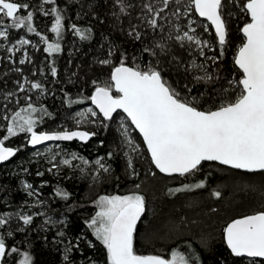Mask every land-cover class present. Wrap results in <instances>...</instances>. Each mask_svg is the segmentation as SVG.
<instances>
[{"label": "trees", "instance_id": "trees-1", "mask_svg": "<svg viewBox=\"0 0 264 264\" xmlns=\"http://www.w3.org/2000/svg\"><path fill=\"white\" fill-rule=\"evenodd\" d=\"M16 2L29 5L27 11L33 12L32 27L35 31L28 32L26 27L8 30L13 33L24 32L28 39L43 38V42L35 51L32 49L29 51L30 64L21 66L27 75V87L33 93L31 101L25 102L20 99L18 101L20 103H15L14 98H9L11 102L5 106L6 102L2 103L0 96V117L4 115L9 117V121L0 118V138L6 135V125L10 122L11 116L22 108H27L29 103L37 108L46 109L48 113L42 120L39 119L40 114H36L39 121L36 131L41 129L46 130L44 132H53L64 128L74 130L77 127L68 120L69 116L90 106V97L95 88L102 84H110L111 70L122 63L141 71L150 68L159 71L167 85L179 93L180 99L192 102L199 110L211 111L220 105L233 102L242 91L238 83L242 74L234 65V58L244 41L240 30L249 21V17L240 7L243 0H224L221 11L226 27V44L222 56L212 28L196 16L190 0H169L167 6L163 4V0H55V3H45L42 7V0ZM53 7L63 17L62 37H57L51 31L54 16L45 14ZM26 14L24 9L20 10L19 15ZM153 19L156 21L155 27L149 23ZM189 20L195 21L191 23L195 28V31H192L194 37L207 41L209 47L197 45L186 38L178 39L181 31L189 28ZM4 22L5 26L10 23L6 18ZM73 25L87 38L81 39L74 31ZM45 41L59 43L60 52L49 55L45 51L47 47ZM207 57H214L215 60ZM52 67L56 68L55 76L51 73ZM206 74L209 78H205ZM20 76L21 74L16 72L9 73L0 80V87H16L14 84L20 80ZM32 83L40 84L41 89L32 88ZM101 121L104 125L91 130L95 135L88 143L65 144L89 160L102 156L110 165L112 172L110 177H105V182L100 187L101 193L109 189L115 193L123 189L127 182H136L143 168L145 166L152 168V164L141 138L134 132L142 147L143 158L134 161L135 177L129 180L119 152L120 144L115 134V121L114 119ZM24 136L25 134L21 133L4 142L18 151L11 161L0 166V215L23 207L27 197L22 189V180H26L46 197L47 212L56 217L61 216L65 223L54 230L51 226L43 225L32 218V222L22 231L10 224L13 238L5 241L7 249L11 241L15 240L18 250L31 257V264H67L64 261L61 242L70 241L75 244L69 249V257L73 264H85L90 260L109 264L107 250L95 238L94 230L88 227V223L96 216L97 208L93 198L87 199L84 196V179L74 174L68 179L57 175L51 176L44 169L41 177H35L36 164L30 163L27 151L31 149L27 146V140L24 141ZM212 163L215 162L203 163L199 171L184 177L190 180L204 178L202 179L205 180L204 187L193 194L196 198H205L209 188L221 180L215 173L204 169ZM25 168L28 169L27 173L22 171ZM233 171L248 176L258 174ZM260 174L264 180V174ZM58 190L67 193V199L58 196L56 194ZM219 193L220 198L216 201L218 203L214 211L204 205V211L210 215L202 213L200 225L190 226L191 234L194 236L206 234L204 243L191 237L177 239V236L168 233L171 236L167 241L173 243L167 245L163 239L156 238H151L149 240L154 241L146 243L134 241V250L142 255L148 254L146 250L152 251L157 248L168 250V254L179 252L186 257L195 253L199 264H264L262 260L232 256L224 243L220 228L221 223L231 214L248 213L259 207V210L264 212L262 200L264 195L257 194L256 189H252L240 192L228 202L225 192ZM154 196L153 201L157 203L155 213L148 218L146 208L144 216L137 224L135 235L141 230L144 221L147 222V226L143 231L166 217L169 218L171 225L165 230L169 232L173 227L178 230L177 225L184 229L183 226L186 227L188 221L185 223L178 219L177 223L172 221L171 217L195 214L193 209L181 211L180 207L170 212L169 207L179 204L178 197L170 190L169 194L160 191ZM209 217L212 218L210 222ZM57 231L61 233L60 236H56ZM168 254L162 257L168 259L170 257Z\"/></svg>", "mask_w": 264, "mask_h": 264}, {"label": "snow or ice", "instance_id": "snow-or-ice-1", "mask_svg": "<svg viewBox=\"0 0 264 264\" xmlns=\"http://www.w3.org/2000/svg\"><path fill=\"white\" fill-rule=\"evenodd\" d=\"M45 3H55V0H42L41 7ZM163 4L167 6L169 0H163ZM190 4L200 18L206 19L214 27L222 56L226 44V27L221 11L224 0H190ZM240 7L249 17V22L242 28L244 42L234 61L242 72V78L238 81L242 91L233 102L223 104L216 110L201 111L192 102L180 99L179 93L167 85L159 71L151 68L141 71L123 66V63L112 72V83L97 86L90 97L91 103L105 121L112 120L113 114L118 110L126 114L127 119L143 137L151 162L160 173L168 176H190L200 170L202 162H217L249 173L264 172V0H243ZM28 8V4L17 3L16 0H0V17L10 21L5 30L0 31V37L7 38L9 28L26 27L28 32L35 31L32 27L33 12L27 11ZM21 9L27 14L19 15ZM45 14L54 16L51 31L57 37H62V15L54 7ZM149 23L152 27L156 26L155 19ZM0 26H4L2 20ZM72 27L81 39L87 38L75 25ZM185 38L197 45L209 47L207 41H201L187 32L183 37H178L181 40ZM28 43V40H20L21 45ZM60 50L59 43H47L45 49L49 55ZM207 59L215 60L214 57ZM24 62V59L20 60L21 64ZM51 73L56 75L55 67L51 68ZM205 78H209L207 74ZM31 87L41 89L38 83H32ZM113 87L118 95H113ZM20 90H24L23 85H20ZM37 113L40 114V120L48 115L46 109L29 103L27 108H22L11 116L6 125V135L0 138V162L16 155L17 149L6 147L4 142L21 133L29 136L28 143L33 147L46 141L87 142L95 135L87 131L73 130L38 133L35 130L39 122ZM80 116L83 117V122H94L89 121L88 117H96L97 113L88 110ZM0 118L9 121L7 115ZM81 122L77 121V126ZM121 127L127 143L131 144L132 141L127 139L128 128L123 125ZM77 158L72 154V160ZM52 159L55 160V155ZM72 160L63 159L59 163L72 166ZM95 163L103 171H108L100 159ZM128 166L132 167L131 160L128 161ZM203 187L204 183L199 182L184 185L182 189H170V192ZM25 188L32 189V185L25 184ZM28 194L32 196L36 193L33 190ZM56 194L63 199L68 197L67 193L59 190ZM214 195L219 197L220 193L216 192ZM99 204L100 211L88 223V227L94 230L95 238L107 250L109 264H199L195 253L186 257L179 252H173L172 258L166 260L159 256H142L134 252V232L145 211L143 196H104L100 198ZM16 215L25 225L32 222L30 215ZM9 218L0 216V227ZM225 234L227 246L235 257L264 258V212L234 220L225 229ZM8 251L18 252L16 248L7 249L4 238L0 236V261ZM20 264H31V257L23 254Z\"/></svg>", "mask_w": 264, "mask_h": 264}, {"label": "rangeland", "instance_id": "rangeland-1", "mask_svg": "<svg viewBox=\"0 0 264 264\" xmlns=\"http://www.w3.org/2000/svg\"><path fill=\"white\" fill-rule=\"evenodd\" d=\"M4 19L5 18L0 17V20L3 21V25H4V26H0V31L5 30ZM191 23L192 20H189V25H188L189 28H187L186 30H182L180 33L181 35L180 37H183L185 32H187L189 35H193L191 29H195V28L191 26ZM21 39L28 40L29 43L25 45H21L20 44ZM42 42H43L42 39H37V40L28 39L27 36L24 34V32L13 33L10 32L9 30H7V38L0 37V80L2 79V77L4 78V76L8 75L9 73L16 72L18 74H21L20 80L18 82H15L14 84L16 87H6V86H3V88L0 87V91H1L0 96L2 97L1 102L2 103L6 102L5 106L11 102L9 98H14L15 103H17L20 99H23L25 102L31 101L30 99L33 93L27 87L28 86L27 75L25 74V71L23 67L21 68V66L30 64L29 51L31 49L35 51L38 48V46L42 44ZM21 59H24L25 61L23 64L20 63ZM20 85H23V89H24L23 91L20 90ZM105 85L106 84H102L100 86H105ZM88 110H92L97 113L96 117H91V116L88 117L89 121H94V122H83V117H81L80 114L87 113ZM102 119L103 118L93 107L88 106L86 108H82L72 113L69 116L68 120L74 123V125L77 127L75 129H83L87 132L92 133L93 131L91 130H95L96 127L100 125H104L102 124L101 121ZM113 119L115 121L114 123L115 134L117 135L118 137L117 139L119 140V144H120L119 152L121 154L123 168L128 179L132 180L135 177L133 172L134 161L136 160L138 161V159L143 158L142 147L139 141L136 139V136L134 135L135 131L132 125L124 115L118 113L113 117ZM77 121H82L79 124V126H77ZM122 125L124 127H127L129 130V135L127 139H130L132 141L131 144L127 143L124 135L122 134L123 133V128L121 127ZM64 130L67 129L64 128L57 131H64ZM38 131H46V130L39 129ZM27 139H28V135H25L24 141H26ZM27 152L26 153L30 158V163L36 164L35 177H41L42 175H38L37 173H43V169H44L51 176L57 175L59 177H65L64 179H68V177L74 174L80 176L81 179H84L85 181L84 196L87 199L93 198L94 205L97 208V212L100 211L99 200L101 197L141 195L144 197V204L145 207L148 209L147 217L150 218L155 213V206L157 203L153 201V197H155L154 195L157 192L160 193V191H162L164 194L166 193L169 194L170 189H177V188L182 189L184 185H194L199 182H203L205 185V180H202L204 178L200 180L197 179L190 180L189 178L184 179V177H180V176L166 177L159 174L153 168V166L152 168H148L145 166L142 170L141 176L137 179L136 182H131V183L127 182V184L123 189L115 193H113L110 189L105 193H101L100 187H102V184L105 182V177H110V174L112 172V170L110 169V165L107 163L106 160L103 159L102 156H96L92 160H89L85 158V156L80 152H78L76 149L69 148L66 146V144H62V143L42 146L38 149L30 150ZM72 154H75L78 158L72 160ZM53 155H55V160L52 159ZM63 159L72 160V166L60 164L59 162ZM97 159L101 160V163L108 168V171L105 172L102 169H100L98 165H96L95 162ZM129 160L132 161L131 168H129L128 166ZM83 161H87V163H84ZM53 165H56V167H53ZM49 169H51V171H49ZM204 169L211 171L212 173H215V175L219 178L221 177V180L217 184L209 188V191L206 192L205 198L204 197L196 198L193 195L201 188H194L192 190L175 192V195L178 197L179 204L172 205V207H169L170 212H174L175 209L178 210L179 207L181 211H185L184 209H190V210L193 209V211L195 212V214L193 215L181 216L180 214V217H176V218L174 216L171 217L172 221L175 222H177L178 219L179 221H183V222L188 221L187 222L188 225H186V227L183 226L185 230L179 228L178 225H177L178 230H175L174 227L170 229L169 232L168 230H165L169 225H171L169 218L166 217V219L163 218L159 221L154 222L152 226H150L145 231H143V228L145 229V227L147 226V222L144 221L142 223L141 230L135 237L136 242L146 243L147 241H154L149 239L156 238V239H163L164 240L163 242L169 245L173 243V241L170 242L167 241L168 237L171 236L168 234L170 233L172 235L177 236V239H181L184 237H191L199 242L204 243V237H206V234H200L201 235L200 237L198 235H197L198 237L194 236L193 234H191L192 228H190V226L193 227L195 224H197V226L200 225V222L203 219L202 213H206L207 215H210L208 214L207 211H204V205L211 207V211H214V207L218 203L216 201L218 198H220V195L219 197H217L214 195V193L220 191L225 192V197H227L228 202L232 200L231 199L232 197H235V195H238L240 192L250 191L252 189H256L257 194L264 195V180L260 173L252 174L250 176L238 174L233 170L225 168L217 163H212L210 165H207ZM27 170L28 169L25 168L22 171L24 173H27ZM25 184H29V183L26 180H22V189L27 197V200L23 205V207L18 208L15 211L9 210L4 214L0 215V216L10 217L8 219V222L3 227H0V236H2L5 241L8 239L11 240L13 238V232L9 228V226H11L10 224H12L13 228L16 227V229L20 231H22V229L27 226L23 223L21 219H19L16 213H20L22 215H30L32 216V218H35L39 223L42 222L43 225H49L54 230H56L57 227H60L62 224L65 223V219H63L61 216L56 217L50 215L47 212L46 210L47 208L45 206L46 197L43 196V194L38 189H35L33 187L32 189H26ZM33 190L35 191L36 194L30 196L28 193ZM262 200L264 201V199ZM259 203L261 204L262 202L259 201ZM259 209L260 207L248 213L240 212L228 216L221 223L220 228L222 230V234L224 227L230 220L236 217L260 212ZM204 217L206 219L208 218L207 216ZM211 219L212 218L209 219V222L211 221ZM175 222H173L174 225H176ZM9 232H11V235H9ZM57 232L58 233H56V236H60L61 233H59V231ZM74 245L75 244H72L70 241L61 242V248L64 251L63 252L64 261L67 264H73L72 260L69 257V249L71 248V246ZM11 248H16L18 250L17 242L15 240H12L11 244L8 246L9 250ZM146 251L148 252V254L158 255V256H164V254H168V250L166 251L164 248H157L156 250H152V251L146 250ZM134 252L136 254H139L137 250H134ZM172 253L173 252L168 254L170 257L167 260H170L172 258ZM23 254H25V252H22L20 250H18L17 253H12L11 251H8L5 255L4 264H20V261L23 259ZM85 264H101V263H97L95 261L90 260V262H87Z\"/></svg>", "mask_w": 264, "mask_h": 264}, {"label": "water", "instance_id": "water-1", "mask_svg": "<svg viewBox=\"0 0 264 264\" xmlns=\"http://www.w3.org/2000/svg\"><path fill=\"white\" fill-rule=\"evenodd\" d=\"M194 9V8H193ZM195 12V11H194ZM196 14V13H195ZM196 16L199 18V19H201V20H203V21H205L206 23H208V25L212 28V30H213V32H214V34H215V29H214V27H212L211 26V24H210V22H208L206 19H204V18H200L199 16H198V14H196ZM249 22V21H248ZM245 25V24H244ZM243 25V26H244ZM243 26H242V28H243ZM242 28H241V30H240V33H241V35H242V37H243V33H242ZM244 38V37H243ZM218 39V38H217ZM244 42V41H243ZM239 49V48H238ZM237 52H238V50L236 51V54H235V58H236V55H237ZM235 58H234V61H235ZM234 65L236 66V68L239 70V68H238V66L235 64V62H234ZM119 66H121V65H118V66H116V67H119ZM123 66H126V67H130V66H128V65H124L123 64ZM116 67H114L112 70H111V73H110V81H111V74H112V72L114 71V69L116 68ZM132 68V67H131ZM134 69V68H133ZM240 71V70H239ZM241 72V71H240ZM241 74H242V72H241ZM242 78V77H241ZM112 83V82H111ZM240 87H241V89H242V86L240 85ZM94 92H95V90L93 91V93H92V95L94 94ZM113 93H115V89H114V87H113ZM116 95H118L117 93H115ZM91 95V96H92ZM90 106L91 107H93L98 113H99V110L95 107V105H93L92 103H91V100H90ZM218 109V108H217ZM214 110H216V109H214ZM201 111H204V110H201ZM212 111V110H211ZM205 112H207V111H205ZM118 113H121L122 115H124L125 117H126V114H124V113H122V112H120L119 110L117 111V113H114L113 114V117L116 115V114H118ZM99 115L102 117V114H100L99 113ZM103 118V117H102ZM127 118V117H126ZM129 122H130V124H131V121L129 120V119H127ZM132 125V124H131ZM132 127H133V129H134V131L139 135V137L141 138V141H142V143H143V145H144V147H145V150H146V152H147V154H148V157H149V159H150V162H151V156H150V153L148 152V150H147V145L144 143V141H143V137L139 134V131L137 130V129H135V126L134 125H132ZM73 131H84V130H82V129H76V130H73ZM38 133L39 132H44V131H37ZM53 132H61V131H53ZM53 132H47V133H53ZM93 136H91V138H92ZM91 138L87 141V142H82V141H79V140H73V141H46V142H44L43 144H41V145H38V146H36V147H33V146H31L29 143H27L28 144V147H30V148H32V149H36V148H38V147H40V146H43V145H48V144H55V143H62V144H64V143H71V142H77V143H79V144H86V143H88L90 140H91ZM28 139H29V136H28ZM27 139V140H28ZM6 146V145H5ZM6 147H9V146H6ZM11 148H13V147H11ZM13 149H15V148H13ZM16 154H17V152H16ZM16 156V155H15ZM15 156H13V157H11V158H9L7 161H4V162H0V166L1 165H4L5 163H7V162H9V161H11ZM203 163H208V162H202V164ZM215 163H217V162H215ZM151 164H152V166H153V168L159 173V174H161V175H163V176H166V177H173V176H178V175H173V176H168V175H166V174H164V173H160L159 172V170L158 169H156L155 168V165L151 162ZM218 164V163H217ZM220 165V164H219ZM221 166H223V167H225V168H228V169H231V170H235V171H239V172H244V173H249V172H246V171H244V170H240V169H232V168H230V167H228V166H226V165H221ZM253 173H263L264 174V172H253ZM145 211H146V207H145ZM145 211H144V213L141 215V217H140V220L142 219V217L144 216V214H145ZM261 212H263V211H261ZM258 213H260V212H256V213H253V214H248V215H244V216H240V217H237V218H235V219H233V220H231L230 222H228L227 224H226V226L224 227V230H223V240H224V243H225V245H226V247H227V249H228V251L231 253V250L228 248V246H227V242H226V234H225V229L227 228V226L230 224V223H232L234 220H236V219H241V218H244V217H246V216H249V215H254V214H258ZM139 220V221H140ZM139 221L137 222V224L139 223ZM135 233V232H134ZM137 255H140V254H137ZM148 255H152V254H148ZM148 255H142V256H148ZM231 255L232 256H234L232 253H231ZM153 256H158V255H153ZM159 257H161V258H164V257H162V256H159ZM235 257V256H234ZM239 258H241V257H239ZM243 258H245V259H249V260H262V261H264V258H247V257H243ZM165 259V258H164ZM167 260V259H166ZM4 262V258H3V260L2 261H0V264H4L3 263Z\"/></svg>", "mask_w": 264, "mask_h": 264}, {"label": "bare ground", "instance_id": "bare-ground-1", "mask_svg": "<svg viewBox=\"0 0 264 264\" xmlns=\"http://www.w3.org/2000/svg\"><path fill=\"white\" fill-rule=\"evenodd\" d=\"M203 21V20H202ZM74 130H76V129H74ZM83 130V129H82ZM85 131V130H84ZM89 133H91V132H89ZM93 137H94V135H93ZM27 143H28V140H27ZM55 144H58V143H55ZM65 144V143H64ZM6 145V144H5ZM48 145H50V144H48ZM6 146H8V145H6ZM27 146H28V144H27ZM43 146H46V145H43ZM9 147H11V146H9ZM40 147H42V146H40ZM40 147H38V148H40ZM14 148V147H13ZM30 148V147H29ZM38 148H36V149H38ZM16 149V148H15ZM31 150H35V149H32V148H30ZM18 151V150H17Z\"/></svg>", "mask_w": 264, "mask_h": 264}, {"label": "flooded vegetation", "instance_id": "flooded-vegetation-1", "mask_svg": "<svg viewBox=\"0 0 264 264\" xmlns=\"http://www.w3.org/2000/svg\"><path fill=\"white\" fill-rule=\"evenodd\" d=\"M261 212V211H260ZM237 218V217H236ZM235 219V218H234ZM233 220V219H232ZM231 221V220H230ZM229 221V222H230ZM136 228H137V226H136ZM135 233H136V230H135ZM135 233H134V241H135V237H136V235H135ZM4 259H5V257H4ZM4 263V262H3Z\"/></svg>", "mask_w": 264, "mask_h": 264}]
</instances>
